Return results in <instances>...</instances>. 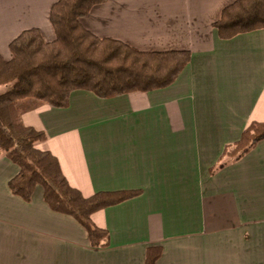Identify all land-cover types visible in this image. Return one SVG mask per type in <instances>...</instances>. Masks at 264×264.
I'll list each match as a JSON object with an SVG mask.
<instances>
[{"label": "crops", "instance_id": "1", "mask_svg": "<svg viewBox=\"0 0 264 264\" xmlns=\"http://www.w3.org/2000/svg\"><path fill=\"white\" fill-rule=\"evenodd\" d=\"M60 0H0V56L50 22ZM237 0H108L81 25L146 53L189 52L169 87L102 99L75 91L68 108L23 103V123L47 138L85 198L140 192L92 215L109 234L93 248L73 217L53 211L37 186L30 202L9 183L20 172L0 150V264H264V140L225 158L252 123H264V29L222 40L214 24Z\"/></svg>", "mask_w": 264, "mask_h": 264}, {"label": "trees", "instance_id": "2", "mask_svg": "<svg viewBox=\"0 0 264 264\" xmlns=\"http://www.w3.org/2000/svg\"><path fill=\"white\" fill-rule=\"evenodd\" d=\"M108 0H60L50 12L56 40L46 43L41 33L29 30L10 45L12 59L0 56V150L19 174L10 181L11 192L30 202L37 186L45 202L60 214L73 217L88 234L93 248H106L109 234L98 228L92 215L121 204L140 192L97 193L85 198L64 177L59 162L36 146L47 136L22 121L23 103L65 109L75 91L102 99L133 92H151L171 86L190 64L189 52L146 53L122 42L100 39L80 20ZM222 40L264 29V0H237L214 24ZM264 140V123H252L225 158L239 160ZM162 249H151L146 264H156Z\"/></svg>", "mask_w": 264, "mask_h": 264}, {"label": "rangeland", "instance_id": "3", "mask_svg": "<svg viewBox=\"0 0 264 264\" xmlns=\"http://www.w3.org/2000/svg\"><path fill=\"white\" fill-rule=\"evenodd\" d=\"M5 92V88H0V93Z\"/></svg>", "mask_w": 264, "mask_h": 264}]
</instances>
